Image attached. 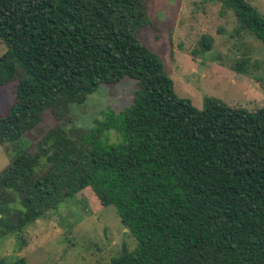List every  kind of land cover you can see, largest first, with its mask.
<instances>
[{
    "label": "trees",
    "instance_id": "obj_1",
    "mask_svg": "<svg viewBox=\"0 0 264 264\" xmlns=\"http://www.w3.org/2000/svg\"><path fill=\"white\" fill-rule=\"evenodd\" d=\"M216 1L264 45V18L245 0ZM148 23L145 0H0V86L15 83L0 146L18 145L43 112L60 121L101 85L136 82L120 113L86 131L58 124L11 157L0 191L20 199L13 228L89 187L136 240L109 264H264V107L178 98L138 40Z\"/></svg>",
    "mask_w": 264,
    "mask_h": 264
},
{
    "label": "rangeland",
    "instance_id": "obj_2",
    "mask_svg": "<svg viewBox=\"0 0 264 264\" xmlns=\"http://www.w3.org/2000/svg\"><path fill=\"white\" fill-rule=\"evenodd\" d=\"M264 18V0H245ZM149 20L138 33L139 42L161 59L174 93L202 110L205 99L230 108L254 111L264 107V45L241 30L232 10L216 0H145ZM6 48L0 41V56ZM136 82L124 79L101 85L83 105H74L58 121L43 112L41 121L26 131L18 145L0 146V174L18 152H34L36 143L52 127L88 130L103 113H120L132 103ZM15 83L0 86V115L15 100ZM120 134L110 130L108 144ZM9 148V151H7ZM18 148V149H17ZM19 197L0 191V264H109L136 240L122 224L113 205L103 206L89 187L63 197L56 208L18 231L13 228Z\"/></svg>",
    "mask_w": 264,
    "mask_h": 264
}]
</instances>
